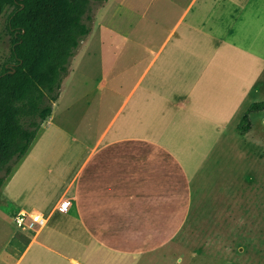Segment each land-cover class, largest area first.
Here are the masks:
<instances>
[{
  "label": "crops",
  "instance_id": "0c3cea01",
  "mask_svg": "<svg viewBox=\"0 0 264 264\" xmlns=\"http://www.w3.org/2000/svg\"><path fill=\"white\" fill-rule=\"evenodd\" d=\"M255 3L173 0V49L153 52L106 127L75 142L72 170L50 195L10 196L13 221L21 210H40L48 222L25 230L14 221L21 231L0 251V264H135L173 247L204 201L206 163L222 164L213 151L225 116L256 101L257 50L244 49L237 61L244 45L235 40L237 14ZM16 175L13 166L9 188Z\"/></svg>",
  "mask_w": 264,
  "mask_h": 264
},
{
  "label": "rangeland",
  "instance_id": "374dc122",
  "mask_svg": "<svg viewBox=\"0 0 264 264\" xmlns=\"http://www.w3.org/2000/svg\"><path fill=\"white\" fill-rule=\"evenodd\" d=\"M241 1L256 3L237 14L242 21L235 40L244 46L236 60L244 59L248 47L257 50L259 82L254 97L264 101V0ZM8 12L0 18V66L11 49ZM90 14L92 31L71 57L60 98L54 103L56 125L48 131L42 123L27 153L14 163L17 175L11 188L9 176L0 187V251L14 232L21 231L13 221L10 196L35 193L38 200L50 195L51 186L72 170L75 142H87L91 131L95 134L106 127L141 79L153 52L164 44L173 49V39L168 40L173 0L94 1ZM249 106L236 105V115L225 116L226 129L213 151L221 154L222 164L211 159L206 163L204 201L173 240V247L151 252L135 264H264V109L251 113L252 128L244 131L242 118ZM52 167L55 174L50 173Z\"/></svg>",
  "mask_w": 264,
  "mask_h": 264
},
{
  "label": "trees",
  "instance_id": "16d2710c",
  "mask_svg": "<svg viewBox=\"0 0 264 264\" xmlns=\"http://www.w3.org/2000/svg\"><path fill=\"white\" fill-rule=\"evenodd\" d=\"M94 1L106 0H0L11 39L0 66V186L52 115L70 59L92 31ZM263 109L264 101L248 107L244 131L252 128L251 113Z\"/></svg>",
  "mask_w": 264,
  "mask_h": 264
},
{
  "label": "built area",
  "instance_id": "2783aa9c",
  "mask_svg": "<svg viewBox=\"0 0 264 264\" xmlns=\"http://www.w3.org/2000/svg\"><path fill=\"white\" fill-rule=\"evenodd\" d=\"M14 221L22 229L39 230L47 224L48 216L40 210H21Z\"/></svg>",
  "mask_w": 264,
  "mask_h": 264
}]
</instances>
